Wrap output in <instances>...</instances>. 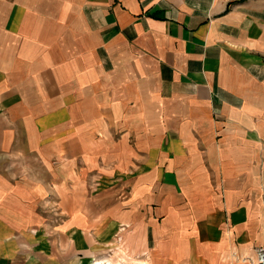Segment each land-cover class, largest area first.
Segmentation results:
<instances>
[{"label":"crops","instance_id":"1","mask_svg":"<svg viewBox=\"0 0 264 264\" xmlns=\"http://www.w3.org/2000/svg\"><path fill=\"white\" fill-rule=\"evenodd\" d=\"M91 175L115 176L97 219L88 184L75 206ZM258 246L264 0H0V264H253Z\"/></svg>","mask_w":264,"mask_h":264},{"label":"rangeland","instance_id":"2","mask_svg":"<svg viewBox=\"0 0 264 264\" xmlns=\"http://www.w3.org/2000/svg\"><path fill=\"white\" fill-rule=\"evenodd\" d=\"M95 174H97V173H95ZM106 178H108V179H106ZM106 181H108L111 184H114L115 183V176L114 175H109V177H100L99 175H91L90 177H86V176H78V177H76L75 183H76V186L80 189V190L75 192V198H76L75 206H76V210H82V209H80L81 207H79V204H77V201H82L83 200V196L88 193V191L87 192H83L82 191V187H85L84 185L88 184V190H90L89 196L91 198V200H90L91 201V208L93 210L92 215H95L96 216L95 219H97V217L99 215V209H100L99 208V197H101L104 194H106V193H104V192H102L100 190L99 186L102 183L106 182ZM111 184H108V186L111 185ZM70 194H72V193H70ZM65 195H66L65 192H60L58 197H59V199H62V198L64 199ZM112 195H114L113 190H112ZM45 204L48 205V206L45 207L46 206ZM57 205H55V206L58 209L52 208L49 202L48 203L44 202V206L43 207H45L44 208L45 211H48L52 215H57L59 217L60 213H61V207H58ZM57 210H59V211H57ZM56 212H58V213H56ZM96 225H97V222H96ZM93 226H94V224H93ZM255 248H256V250L262 248L263 252H264V247H262V246L261 247L258 246V247H255ZM259 259H260V257L258 256V254L256 252V258H255V260H253V264H260ZM262 264H264V257L263 256H262Z\"/></svg>","mask_w":264,"mask_h":264},{"label":"built area","instance_id":"3","mask_svg":"<svg viewBox=\"0 0 264 264\" xmlns=\"http://www.w3.org/2000/svg\"><path fill=\"white\" fill-rule=\"evenodd\" d=\"M256 251H257L258 256L259 257L261 256L260 259H259V262H260V264H262V256L264 257L263 249L260 248V249H257Z\"/></svg>","mask_w":264,"mask_h":264},{"label":"bare ground","instance_id":"4","mask_svg":"<svg viewBox=\"0 0 264 264\" xmlns=\"http://www.w3.org/2000/svg\"><path fill=\"white\" fill-rule=\"evenodd\" d=\"M261 257V256H260ZM97 264H101L100 262H98ZM138 264H141V263H138Z\"/></svg>","mask_w":264,"mask_h":264}]
</instances>
